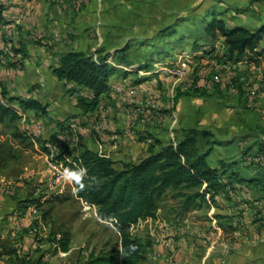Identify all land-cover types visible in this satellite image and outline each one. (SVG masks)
Wrapping results in <instances>:
<instances>
[{
	"label": "rangeland",
	"instance_id": "rangeland-1",
	"mask_svg": "<svg viewBox=\"0 0 264 264\" xmlns=\"http://www.w3.org/2000/svg\"><path fill=\"white\" fill-rule=\"evenodd\" d=\"M8 1L11 0H0V3L5 7ZM107 1L123 3L128 0ZM161 2L162 5L157 7L150 5L148 7L145 4L140 6L141 8L135 6L136 4L131 8L128 7V12L131 13H129L130 19L127 20L130 22L124 20L116 22L114 21L116 14L111 15L109 12L107 17L112 21L109 20L107 27L116 31L118 35H125V37L122 36L123 38L118 37L121 42L118 38L112 37L111 47H127L131 61L142 60L153 64L152 71H143L147 73V76L143 78H140L138 74L128 76L130 83L119 86L121 88L117 89V92L126 95V102L134 99L130 103L137 105L135 101L142 90L139 86L147 81V90L144 89V91H149L150 94L149 97H144L142 102L145 106L148 100L151 101L148 108L156 113L155 127L166 136V134H173L170 131V124L173 120L172 102L176 89L189 87L198 76L199 65L196 63L198 56L196 59L194 57L189 59L186 56L196 51V45L197 50L200 51L202 48L212 49L216 45L224 44L222 38L217 40L221 42L217 44V41L213 43L203 36L194 37L196 27L200 25V19L213 7L221 11V16L225 18L229 26H242L256 30L264 21V0H161ZM134 6L137 12L140 11L136 19L132 15ZM165 8L172 9L174 14L171 20L164 22L159 19ZM123 9V6H118V11ZM142 11L147 13L145 18L142 16ZM10 23L4 20L0 30L4 31L3 27ZM140 36L142 39H138ZM0 41L4 42L7 53L12 52V49L15 50L12 40L6 36L5 32L1 34ZM40 41L42 38L35 37L31 44L42 46L43 43ZM262 46L264 47V41ZM6 52L2 47L0 48V72L3 70L8 72V74L0 75V88L9 92L15 91L16 97L8 98H12L13 101L6 100V102L17 111L19 118L15 122L10 119L0 121V157L4 159L0 164V196L6 197L7 200L5 204H0V207L4 209L1 214V217H5L4 220L2 219L3 225L6 221L7 228L10 229L4 245L8 250L15 247L20 255H29L33 258L44 255L45 260L50 264H80L94 252L113 248L119 243L120 235L113 223L98 217L96 206L89 205L77 197L72 179L67 177L58 179L60 173L51 169L49 162H59L58 164H62V169L65 171L63 162H60L59 158L62 156L71 161L79 147L85 146L99 154L109 156L114 161L113 167L121 171L126 165L139 163L148 155L154 146L153 142H148V136L153 135L148 133L147 136L141 135V126L137 127L138 125L132 122L128 124V115L131 113L124 111L123 106H117V101L113 100V97H102L99 108L94 113H90L91 116L83 114V110L78 107L79 98L90 95L86 89L66 82L65 84H48L46 81L45 84L44 80H41L40 84L33 86L24 83L28 81L26 77L30 75L31 69L25 67L26 69H23L26 71L20 74L22 71L20 67L23 64L10 60L12 58ZM213 52L211 51L208 55ZM103 55L111 59L109 53ZM214 59L217 60V58ZM182 66L186 67L187 73L182 77L161 75V68ZM33 72L36 76V71ZM8 78L14 86L10 85V87L2 80ZM139 79L140 84L137 83ZM26 87L29 88L28 91L25 89V92H20V88ZM42 89L45 90V94H41ZM131 90L136 91L132 99L128 96ZM236 93L239 92L236 91ZM225 97L230 95L225 94ZM31 98L36 99L40 106L44 107V112H47L44 117L37 113L36 109L26 108L25 103ZM0 99H3L1 92ZM144 106L137 105L133 108L143 110ZM143 120L141 124L149 127V119ZM177 132L179 130L175 134ZM175 134L171 137L179 136ZM19 135L22 138L18 137ZM251 137L248 139V144L241 142L243 138H239L233 149L220 148L215 151L211 156L212 164L218 166L220 159L241 158L240 145L243 144L245 147L254 145L253 153L249 158L257 154L258 158L264 157L263 131L258 128V133L251 134ZM170 138L168 136L164 140H156V138L155 142L159 146L155 148L159 150L163 144L167 146L171 142ZM250 171L253 172V169L251 168ZM256 194L253 193L251 198L242 197L238 203H244L252 209L253 217L258 220L260 234L264 233V198L257 197ZM179 201L180 199L176 198L172 191L164 198L161 207L164 211L162 216L166 221L172 219L174 210L180 209ZM257 202L259 204H254ZM224 205L228 207L227 204L224 203ZM203 208L204 211L200 212L204 213L201 214L202 218L208 219L206 209ZM34 209L36 213H32ZM240 209L241 207L238 206L235 212L240 213L242 211ZM200 213L191 214L189 217L198 218ZM11 216L14 220H10ZM16 218L17 222L14 224ZM130 232L145 242L150 241L149 225L144 221L131 227ZM63 234L70 235V250L67 253L62 252L57 247L58 244L53 242L56 237L59 239ZM3 261L11 264L13 258L9 257L7 260L4 258ZM142 264H145V261Z\"/></svg>",
	"mask_w": 264,
	"mask_h": 264
},
{
	"label": "crops",
	"instance_id": "crops-1",
	"mask_svg": "<svg viewBox=\"0 0 264 264\" xmlns=\"http://www.w3.org/2000/svg\"><path fill=\"white\" fill-rule=\"evenodd\" d=\"M7 4L4 20L11 23L3 27L4 31L0 30V36L5 32L6 36L12 40L15 50L12 49V52L7 53L3 41H0V48L2 47L4 52L11 56L10 60L23 64L20 67L22 70L20 74H23L26 68L31 69L30 75L26 77L28 81L24 83L33 86L40 84L41 80H44L45 84L46 81L48 84H65V81H60L53 72L54 68L59 65L63 54L81 52L88 55L94 54L97 57L96 52L98 51H102V55L106 53L113 55L117 50L124 48L110 46L112 37L123 38L122 36L125 37V35H118L116 31L107 27L111 20L107 17L109 12L111 15L116 14L115 18L111 17L116 22L123 20L130 22L127 20L130 19L129 13H131L128 12V7L131 8L135 4L138 8L144 4L148 7H157L161 6L162 2L161 0H128L123 3H109L107 0H11ZM118 6H123L124 9L118 11ZM135 6L132 7L134 19L140 15V11L137 12ZM142 13L145 18L147 13L143 11ZM173 14L172 9L165 8L159 20L169 21L173 18ZM141 36L138 39H142ZM35 37L42 38L40 41L43 43L42 46L31 44ZM119 40L121 42V39ZM211 51L214 52L208 55ZM258 52L262 54H246L238 61H232L227 59L226 47L223 44L222 46L216 45L212 49L202 48L200 51L196 49L192 55L187 54L186 57L189 59L193 57L196 59L198 56L196 63L199 65V72L193 84L186 88H177L173 95L174 110L171 115L173 120L170 124V131L173 133L171 135H174L179 130L175 134L179 136L171 137L170 134H166L168 138L171 137L168 145H175L181 140L185 130L197 129L212 133L213 154L220 148L233 149L239 138H243L241 142L248 144V139L252 138L251 134L258 133V128L264 133V47L261 46ZM33 71H36V76ZM3 74H8V72L3 70L0 75ZM2 80L7 82V85L14 86L9 82V78ZM129 81L130 77H124L121 74L114 75L109 91L102 97H113V100L117 101V106H123L124 111L131 113L128 115V124L132 122L138 125L137 127L141 126V135L147 136V133L153 135L148 136V142H153L155 148L159 146L155 139L164 140L166 136L155 127L156 113L148 108L151 101L148 100L145 106L142 102L144 97H149L150 94L149 91H144L147 88V81L138 83L143 92L141 90L138 93L135 101L137 105L144 106L143 110L134 109L133 107L137 105L130 103L134 99L126 102V95L117 92V89L121 88L119 86L128 84ZM27 87L20 88V92H25V89L28 91ZM189 88L192 89L189 90ZM42 90L41 94H45V90ZM178 90L185 94L175 97ZM236 91L239 93L237 94ZM7 92L9 97H16L15 91ZM225 94H229L230 97H225ZM28 100L35 101L36 99ZM167 108L170 107L167 106ZM46 113L41 115L44 117ZM82 113L92 116L90 113ZM144 118L149 119V127L141 124ZM243 145H240L242 153L249 150L245 156L242 154L241 158L234 160L220 159L219 165L215 166L211 162V154L209 158L211 166L220 167L224 162L230 164L231 170H243L241 167L253 163L249 156L253 153L252 147L254 146L245 147L244 145L245 149ZM155 150L158 149L155 148ZM100 155L109 158L107 155ZM149 155L150 152L145 158ZM223 183H229L226 176L223 178ZM253 193H257V197L264 198L263 186H248L234 181L216 196L215 204L210 206L183 208L179 201L180 209L172 212L173 217L169 221L163 218L162 212L164 211L161 207L155 219L144 220L149 225L151 243L145 264H264V233L259 234L258 220L253 217L252 209L244 203H238L242 197L251 198ZM6 201V197L0 196V204H5ZM254 204H259V202ZM238 206L243 212H235ZM203 207L206 209L208 219L202 218L201 214L204 213L200 212L204 211ZM3 211L4 209L0 207V264H5L4 258L6 260L9 258L2 254L4 253L2 245L4 246V241L10 231L6 221L3 225L2 219L5 218L1 217ZM199 213L198 218L189 217L191 214ZM10 220H14V217L11 216ZM16 222L17 218L14 224Z\"/></svg>",
	"mask_w": 264,
	"mask_h": 264
},
{
	"label": "trees",
	"instance_id": "trees-1",
	"mask_svg": "<svg viewBox=\"0 0 264 264\" xmlns=\"http://www.w3.org/2000/svg\"><path fill=\"white\" fill-rule=\"evenodd\" d=\"M4 8L0 3V26L4 21ZM220 13L218 8L211 7L208 14L200 19L194 37L203 36L213 43L222 38L228 60L238 61L246 54H262L258 49L264 41L263 21L256 30L229 26ZM197 48L196 45L195 49ZM101 53L102 51L96 52L95 57L94 54L68 52L62 55L59 65L53 70L60 81L72 83L89 92L88 97L79 98L78 106L84 113L97 111L102 96L109 91L114 75L128 77L138 74L140 70H153V64L150 62L131 61L127 47L117 50L113 55L110 54L111 59ZM140 82L139 79L137 83ZM0 92L3 100L12 99H8L9 93L5 89L0 88ZM184 94L178 90L175 97ZM25 104L26 108L36 109L37 113L44 114V107H41L39 102L27 100ZM18 118L16 110L8 103L3 105L0 101V121L10 119L15 122ZM18 137L22 138L20 135ZM213 144L212 133L188 129L175 145L169 144L157 151L153 146L147 158L139 163L126 165L121 171L113 167L114 161L110 158L85 146L79 147L71 161L61 156L59 161L63 162L65 169L86 167L87 175L83 187L72 179L76 195L89 205L96 206L98 217L113 223L120 235L119 243L113 248L94 252L80 264H142L147 258L151 243L133 236L130 228L140 221L155 219L170 191L180 199L183 208H189L215 204L216 196L234 181L264 188V162H256L258 154L251 156L253 163L241 167L243 170H231L230 164L224 162L220 167L214 168L209 162ZM248 152L249 150L242 154L246 155ZM3 160L0 157V164ZM251 168L253 172L249 173ZM225 176L229 183H223ZM54 240L62 252H69V234H63ZM129 245H135L134 250L130 249ZM2 249L3 255L13 258L11 264H50L44 255L33 258L20 255L15 247L8 250L2 245Z\"/></svg>",
	"mask_w": 264,
	"mask_h": 264
},
{
	"label": "built area",
	"instance_id": "built-area-1",
	"mask_svg": "<svg viewBox=\"0 0 264 264\" xmlns=\"http://www.w3.org/2000/svg\"><path fill=\"white\" fill-rule=\"evenodd\" d=\"M185 66V64H183ZM172 67V68H161V75H166V76H171V77H182L183 75L186 74V70L185 68L186 67ZM124 69H126L125 67H122ZM144 70H140L138 75L140 76V78H143L144 76H147V73L143 72ZM136 93L135 90H131L130 93H129V98H133L135 97L134 94ZM1 103L3 105H7L6 101L3 100V99H0ZM264 160V157H259V158H256V162L258 161H263ZM49 167L51 169H55L57 170L59 173H60V176L58 177V179H61L63 177H66L65 176V171L62 169V164H58V163H53V162H49ZM83 201V200H82ZM37 211L34 209L32 210V213H36ZM139 224V223H138ZM135 226V225H134ZM132 226V227H134Z\"/></svg>",
	"mask_w": 264,
	"mask_h": 264
},
{
	"label": "clouds",
	"instance_id": "clouds-1",
	"mask_svg": "<svg viewBox=\"0 0 264 264\" xmlns=\"http://www.w3.org/2000/svg\"><path fill=\"white\" fill-rule=\"evenodd\" d=\"M87 175L86 167H79V168H71L65 169V176L70 179H74L75 181L79 182L80 187H83V181ZM130 249L135 248V245H129Z\"/></svg>",
	"mask_w": 264,
	"mask_h": 264
}]
</instances>
